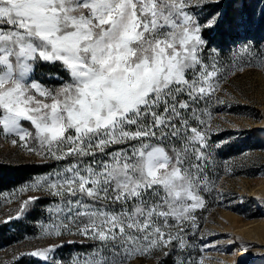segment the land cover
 <instances>
[{
  "label": "snow or ice",
  "instance_id": "obj_1",
  "mask_svg": "<svg viewBox=\"0 0 264 264\" xmlns=\"http://www.w3.org/2000/svg\"><path fill=\"white\" fill-rule=\"evenodd\" d=\"M190 2L0 0V134L28 155L56 162L19 189L33 194L18 201L15 218L51 198L42 235L94 242L73 264H126L132 257L163 264L157 252L177 253L173 264H204L183 257L209 185L210 144L194 123H204L199 105L212 100L221 75L264 68V44L246 42L240 51L255 50L258 63L222 73L204 56V32L264 27V7L257 20L245 11L247 0H229L232 13L225 0H195L192 8L216 6L201 21ZM41 64L67 79L48 87L34 78ZM63 246L21 255L64 264L50 255Z\"/></svg>",
  "mask_w": 264,
  "mask_h": 264
},
{
  "label": "rangeland",
  "instance_id": "obj_2",
  "mask_svg": "<svg viewBox=\"0 0 264 264\" xmlns=\"http://www.w3.org/2000/svg\"><path fill=\"white\" fill-rule=\"evenodd\" d=\"M194 2L191 0L189 8L201 21L216 8L212 4L203 9L192 8ZM247 3L245 11H254L258 20L259 9L264 5L259 4V0H247ZM223 6L229 13L234 11L229 0H225ZM251 28L255 37L243 43L264 44V27L257 23ZM225 29L228 32L242 30L241 33L244 30L243 27ZM238 38L235 37V42L239 41ZM243 43L235 44L240 46ZM250 57L257 60L255 50ZM47 86L55 88L58 85L50 83ZM213 97L214 115L207 124L198 123L197 126L206 133L208 141L216 143V147L227 153V157L223 174L215 186L214 205L204 214L201 223H198L199 218L196 221L199 227L194 233H200L202 245L209 246L200 258L204 264H234L242 256L243 264H264V68L248 66L229 75L219 83ZM12 138L6 139L0 134V159L12 163L42 161L38 156L28 155L23 147L13 146ZM30 194L33 193L12 191L9 195L13 201L0 200L3 203L0 204V220H7L9 216L16 219L18 201ZM189 231L193 233L191 229ZM31 237L26 242L1 249L0 264H9L19 254L74 238L65 235L61 239H50L42 233H33ZM242 245L244 250L240 251ZM126 264L156 262L145 257H132Z\"/></svg>",
  "mask_w": 264,
  "mask_h": 264
},
{
  "label": "trees",
  "instance_id": "obj_3",
  "mask_svg": "<svg viewBox=\"0 0 264 264\" xmlns=\"http://www.w3.org/2000/svg\"><path fill=\"white\" fill-rule=\"evenodd\" d=\"M243 33L238 30L234 32L225 31L224 27H218L213 31L205 30L204 37L208 40L209 46L206 49L204 56L208 63H217L220 65V70L223 73L224 69L234 68L236 65H243L257 60L250 57L249 54H244L240 51V46L235 43L245 42L247 39L255 37L253 28H244ZM235 37H239V41L235 42ZM211 49H216L212 52ZM231 75V74H229ZM227 75V77L229 76ZM59 77V78H58ZM226 77V78H227ZM34 78L40 80L46 85H59L63 79H67L65 73L60 71L58 67L41 64L37 65L34 73ZM221 75L220 83L226 79ZM214 97L208 104L201 103L199 105L200 112L203 113L202 120L207 124L211 115L215 113L213 107ZM196 125L199 123L194 122ZM210 144V161L207 170V178L209 181L208 190L203 192L205 199V207L196 211V217L199 218L198 223H201L204 214L214 205L213 197L215 186L224 171V159L227 153L221 151L216 147V143L208 141ZM55 161H37V162H21L12 163L7 160L0 159V200L13 201L10 199L12 191H19L25 184L30 183L34 178L45 175L52 171ZM11 191V192H10ZM10 194V195H9ZM211 196V200L210 197ZM51 198L41 200L38 204L31 207L35 211L26 212L19 219L0 220V250L8 246L23 243L31 239L33 233H42V225L49 223L48 213L44 211L49 206ZM3 204V203H0ZM190 232V231H189ZM187 236V243L189 247L183 252V257L187 260H198L202 255L201 245L203 240L200 233H189ZM74 243L69 244L68 241H63V247L58 248L52 256L60 259L64 264H73L78 257H83L86 253H90L91 246L94 244L91 240L83 239L82 237L72 236ZM163 261V264H173L177 258V253L164 257L159 252L155 253ZM150 260H155L152 257H145ZM9 264H36V259L28 255H17Z\"/></svg>",
  "mask_w": 264,
  "mask_h": 264
},
{
  "label": "bare ground",
  "instance_id": "obj_4",
  "mask_svg": "<svg viewBox=\"0 0 264 264\" xmlns=\"http://www.w3.org/2000/svg\"><path fill=\"white\" fill-rule=\"evenodd\" d=\"M243 253V252H242Z\"/></svg>",
  "mask_w": 264,
  "mask_h": 264
}]
</instances>
